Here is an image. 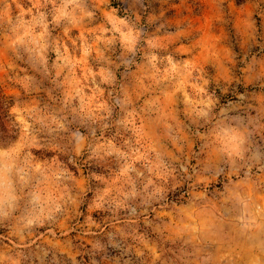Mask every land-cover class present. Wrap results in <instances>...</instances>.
I'll return each instance as SVG.
<instances>
[{
	"label": "rangeland",
	"instance_id": "obj_1",
	"mask_svg": "<svg viewBox=\"0 0 264 264\" xmlns=\"http://www.w3.org/2000/svg\"><path fill=\"white\" fill-rule=\"evenodd\" d=\"M0 90V264H264V0H0Z\"/></svg>",
	"mask_w": 264,
	"mask_h": 264
},
{
	"label": "trees",
	"instance_id": "obj_2",
	"mask_svg": "<svg viewBox=\"0 0 264 264\" xmlns=\"http://www.w3.org/2000/svg\"><path fill=\"white\" fill-rule=\"evenodd\" d=\"M11 106V99L8 96L2 94L0 90V141H8L13 138V133L17 131V128H13L15 123L13 119H11V115L9 113V107ZM12 121L14 124L9 123ZM5 126L8 127L9 132L5 130Z\"/></svg>",
	"mask_w": 264,
	"mask_h": 264
}]
</instances>
